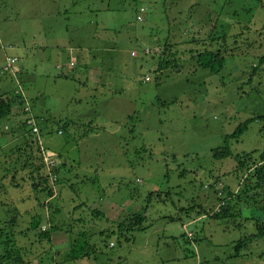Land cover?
<instances>
[{
    "label": "rangeland",
    "instance_id": "rangeland-1",
    "mask_svg": "<svg viewBox=\"0 0 264 264\" xmlns=\"http://www.w3.org/2000/svg\"><path fill=\"white\" fill-rule=\"evenodd\" d=\"M0 4V29L12 46L0 36V91L29 104L43 126L42 146L61 162L58 181L44 182L43 168L31 173L41 163L36 143L19 150L0 136V242L13 236L22 258L7 264H264V238L252 236L251 218L262 212L238 198L246 175L234 158L253 151L256 158L264 150V66L258 65L264 0ZM65 20L74 27L66 33L59 27ZM57 35L65 43L76 37L81 44L71 53L90 55L87 63L104 60L98 84L87 81L78 60L60 76L65 68H55L51 43ZM94 44L98 48L85 49ZM168 46L177 65L157 72ZM204 49L222 51V68L199 65ZM109 53L116 58L106 62ZM4 55L23 63L22 93L15 78V88L4 83ZM68 55L67 49L60 63ZM40 63L49 65L46 75L39 74ZM22 107L15 118H24ZM256 117L238 139L228 137ZM225 143L233 157L215 158L213 149ZM223 187L230 210L216 218ZM133 214L145 215L143 229L118 227ZM36 219L41 230L57 229L41 238L32 228ZM71 245L80 256L70 257Z\"/></svg>",
    "mask_w": 264,
    "mask_h": 264
},
{
    "label": "trees",
    "instance_id": "trees-1",
    "mask_svg": "<svg viewBox=\"0 0 264 264\" xmlns=\"http://www.w3.org/2000/svg\"><path fill=\"white\" fill-rule=\"evenodd\" d=\"M138 16H137V19H138ZM167 50H169V55L163 56L159 60L158 67L155 71L162 72L171 66L177 65V63L174 62L173 53L170 52V46H168ZM198 55L200 59L199 65L204 68H210L211 70H217V69L222 68L224 64V56L222 55V51H220L219 49L217 50L204 49L203 51L199 52ZM168 56H171V58H168ZM258 65L260 67L264 66V53L261 54L260 57L258 58ZM14 104L18 106L17 109H19L20 106H23V101L21 100L19 101L18 94L17 95L16 94L7 95L6 93L0 94V119L7 118L13 112ZM21 109L23 110V107ZM23 112L25 113V111ZM32 116L37 120L39 131H41L42 127L39 123V117L33 114ZM253 119H257V117L250 118L244 121L243 123L239 124L236 127L235 131L228 137L238 139L242 135V133L247 129L248 124ZM259 119L264 120V116H261ZM20 125L22 126L23 133H25V136H26V144H32L34 137L32 133L27 129L25 121L23 120V122L20 123ZM40 135H41V132H40ZM254 153L255 151L245 153L244 155L237 154L234 156L235 160L237 161L236 170H244L245 172H243V175H246L245 182H243V186L240 190V193L238 194V198L247 205L255 204L257 206V209H260V211L262 212V217L258 216L256 218V216H253V217L251 216V218L253 219L255 218V228L257 230V232L253 234L252 236L264 238V150L259 152L256 158L253 157ZM213 156L215 158L225 159L226 157L232 156V152L228 144L225 143L223 146H219L213 149ZM40 160H41V163L35 166L34 171H31V173L32 175L35 173L39 175L41 169L43 168L45 170V174L41 175V178L43 179L44 182H46V180L49 181V175L45 169V166H44V163L41 157H40ZM57 170H58V166L53 170L55 171L57 175V181H58V171ZM33 186L37 188L36 184H33ZM48 189L47 190L49 192L51 189L50 188ZM223 189L224 187L221 190L217 191V194L223 193L222 199L224 200L223 201L221 200L223 202L222 206L218 208L216 214L213 215L216 218H218L219 216L221 217L226 216L228 214V211L230 210L229 208L230 198L227 199L226 196H224ZM228 193H231V192H228ZM51 196L54 197V195H51ZM96 214L100 215L99 212H97ZM144 219H145L144 214H133L131 216H127L126 218H124V221L120 222L118 224V227L121 228L122 225L125 224V227L123 229H129V230L134 229V228L143 229L144 226L142 225V223ZM126 221H129V222L126 224ZM32 222L36 223V225L32 226V228L34 227L35 230H39L38 234L41 238H49L50 230L57 229L56 226H51L47 230L45 229L41 230L40 227L38 228L39 220L36 219V220H33ZM6 237L8 238L0 242V252H4L0 254V264H7L8 261H13V262L15 260L18 261V259L22 261L21 260L22 258L19 255L16 256L17 254L16 251H19L18 249L19 247H16L13 236H10V237L6 236ZM246 239L247 238L240 240L235 245L236 255H239L240 251L243 248L242 245L243 243H245ZM2 244L4 246H2ZM2 249L3 251H1ZM69 252H70V255L72 253V256H70L71 258H76L77 256H80V253H81L80 250H78V247L77 248L73 247V245H71V249L69 250Z\"/></svg>",
    "mask_w": 264,
    "mask_h": 264
},
{
    "label": "crops",
    "instance_id": "crops-1",
    "mask_svg": "<svg viewBox=\"0 0 264 264\" xmlns=\"http://www.w3.org/2000/svg\"><path fill=\"white\" fill-rule=\"evenodd\" d=\"M51 1L54 2L55 0H51ZM15 5L16 4L12 2L11 7L15 8V10H16L17 7H15ZM0 13H1V10H0ZM66 21L67 20H65V22H63V24H61V25L59 24V27H61V29H62V31L64 33H66V30L67 29L74 28L72 25L66 23ZM89 22L92 23V24L94 23L92 21H89ZM92 31L93 32H96L97 30L95 31V29H93ZM57 33H59V32H57ZM57 33H53L52 35H55ZM42 34L45 36V33H42ZM103 34L106 37V34L104 32H103ZM0 36L2 37L3 40H5L7 42V43H5V44L8 45L7 47H12L11 44H10V41L6 40L7 34L4 32L3 27L0 29ZM1 37H0V49L3 48V45H2L3 40L1 39ZM92 37L94 38L93 35H92ZM57 38H58V35H57ZM100 39H99V42H100ZM94 41L96 43H98L97 40H94ZM51 43L55 45V50L57 52V58H58V62L56 63L55 68L56 69L58 68V70H62L63 68H65V71L62 70L60 72V76L61 77L62 76H67L68 73H71L72 71H74L73 70L75 68L74 66L76 65V61L78 60V61H81V63H82L81 64L80 71L81 72H84V74L87 75V77H86L87 78V81H90L92 85L93 84H98L101 81L100 78L102 76V73H104V65L102 67V64H104V60H101V61L98 60L96 63H94V62L87 63V61H89V59H90V55H87V54H84V53L77 54L76 56L75 55H72L71 51L73 49H75L74 47H76V46L78 47V45L81 44V42H78V40L76 39V37L72 41H69L67 43H65L64 37L62 38L61 41L58 38V41L57 42H51ZM45 44H46V42L43 41V39H42V40H40V41L37 42V45L36 46H39L40 49H42V47ZM72 45H76V46H72ZM96 46L98 48L99 45L94 44L92 46L86 47L85 49L91 51L92 50L91 47L96 48ZM4 48H6L5 45H4ZM67 49H68V52H69L68 61H65L64 63H60V60H63L62 53L64 51H66ZM94 52L96 54H99V51L98 50H94ZM7 57H17L18 58V61L15 63V65H18L17 66L18 68H16L15 70L12 69L11 72H6V75L7 76H5V78H4V83H5V81L9 80L10 83L12 84V88H15V87H13V80H11V79L15 78L16 79V83L15 84L17 86V89H18V91H20L22 93L21 90L23 89V85L25 84L24 83L25 80H24V77H23L22 72H21V69L23 70V63H22V66L19 65V62H20V57L19 56H16V55H4L3 64L5 63V60H6ZM115 58H116V54L109 53L106 56V62L109 59H115ZM19 67H20V69H19ZM48 67H49V65H47V66L44 67L42 65V63H40V65H39V74L46 75L49 72L48 71ZM17 89H15L13 91L16 92ZM3 93H5V91H0V94H3ZM24 104L25 103H23V106H24ZM16 110H17V108L14 107L13 112L10 114L12 118H9L10 117V115H9L7 118L1 119V120L4 121V123H3L2 126L0 125V136L3 139H5V141L8 140L9 142H11V141L16 142V144H18V148L20 147V144H25V146L27 145V147L28 146L31 147V144H26V136H25V133H23V131L22 132L20 131L21 134L19 133V129H18V126L16 124L19 121L22 123L23 120H24V118H15V116L17 117L19 115V113H16L17 112ZM30 111L32 112L31 108H30ZM32 114H33V112H32ZM24 116H25V114L23 113V117ZM43 122H45V120H43ZM41 127H43L42 126V123H41ZM60 132L61 131L59 130L58 133H60ZM58 167H59V165H58ZM203 216H205V215H202L201 217H203ZM194 220H196V219H194ZM187 236H188V234H187Z\"/></svg>",
    "mask_w": 264,
    "mask_h": 264
},
{
    "label": "built area",
    "instance_id": "built-area-1",
    "mask_svg": "<svg viewBox=\"0 0 264 264\" xmlns=\"http://www.w3.org/2000/svg\"><path fill=\"white\" fill-rule=\"evenodd\" d=\"M138 19H141L138 16ZM18 61L17 57H7L5 63L2 65V72H11L13 69V65ZM17 92V91H16ZM23 111H25L24 121L26 123L27 129L32 133L34 137V143L37 145L38 153L44 163L45 169L49 175V181L51 184H54L57 181V175L55 171H53L59 164H60V157L57 153L49 150L48 148H44L41 144L40 138V131L39 126L37 124V120L32 116L30 107L27 103L23 106ZM55 195V192H53ZM223 203V202H222ZM41 228L44 230L46 228L45 225ZM186 228V226H184ZM190 237L192 234L190 232L187 233ZM110 245H114L113 242H110Z\"/></svg>",
    "mask_w": 264,
    "mask_h": 264
}]
</instances>
